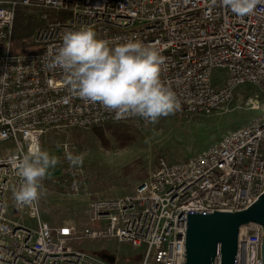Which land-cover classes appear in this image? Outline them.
<instances>
[{"label":"built area","instance_id":"1","mask_svg":"<svg viewBox=\"0 0 264 264\" xmlns=\"http://www.w3.org/2000/svg\"><path fill=\"white\" fill-rule=\"evenodd\" d=\"M18 7L36 13L45 25L29 40L37 49L33 54L12 51ZM50 13L61 20L50 22ZM83 26L110 47L138 40L166 57L161 81L180 103L171 115L193 118L241 109L259 115L184 161L159 158L131 195L91 202L87 227L78 235L73 226L42 220L40 199L30 207L16 205L13 191L22 178L9 157L40 149L50 131L151 126L139 117L117 119L76 97L62 71L45 66L64 31ZM0 43V264H116L71 246L81 239L143 250L124 264H185L188 212H241L264 194V0L243 18L211 0H0ZM215 69L226 71L220 84L212 82ZM247 85L259 97L237 94ZM67 152L83 153L64 142L51 183L66 196L89 197L84 161L71 167ZM261 240L257 225L239 229L235 264H262ZM214 260L221 264L219 254Z\"/></svg>","mask_w":264,"mask_h":264},{"label":"rangeland","instance_id":"2","mask_svg":"<svg viewBox=\"0 0 264 264\" xmlns=\"http://www.w3.org/2000/svg\"><path fill=\"white\" fill-rule=\"evenodd\" d=\"M27 11L33 18L38 19L36 13ZM25 46L22 49L13 48L12 51L14 53L32 51L33 47L29 40ZM3 50L0 43V53ZM212 72L214 84H220L226 78V71L215 69ZM236 92L244 99L259 97V91L252 85L243 86ZM258 115L256 112L241 109L193 118L170 115L160 118L158 123L144 129H138L131 123L118 124L127 129L129 141L125 146L119 145L107 131H104L108 147H103L94 134L95 128L71 129L61 133L47 132L41 140L40 150H46L59 157L61 145L71 141L83 152L89 197L79 199L66 196L61 188L53 186L51 181L59 172L57 164L54 169L49 170V174L42 181L47 192L40 198L41 218L53 227L73 226L80 235L87 227L91 202L131 195L136 186L153 170L159 158L164 157L171 162L184 161L198 152L209 149L226 133L246 126ZM89 228L100 229L96 224H91ZM71 246L98 257L105 253L110 254L116 257V264L136 261L137 255L143 251L112 240L81 239L72 241Z\"/></svg>","mask_w":264,"mask_h":264},{"label":"clouds","instance_id":"3","mask_svg":"<svg viewBox=\"0 0 264 264\" xmlns=\"http://www.w3.org/2000/svg\"><path fill=\"white\" fill-rule=\"evenodd\" d=\"M230 10L238 18L251 15L261 0H211ZM49 70L59 68L68 90L76 97L99 105L117 119L142 118L156 124L160 118L174 114L180 108L175 93L161 81L166 57L154 46L138 40L110 47L97 39L90 26L65 30L60 46L49 53ZM73 168L83 165L84 154L66 153ZM60 162L46 150L29 151L22 157L15 153L9 163L17 169L22 183L13 191L18 207H30L47 189L42 181Z\"/></svg>","mask_w":264,"mask_h":264},{"label":"water","instance_id":"4","mask_svg":"<svg viewBox=\"0 0 264 264\" xmlns=\"http://www.w3.org/2000/svg\"><path fill=\"white\" fill-rule=\"evenodd\" d=\"M186 221L185 264H214L218 254L221 264H235L237 231L249 225L261 228V258L264 264V194L241 212H188ZM100 257L110 263L116 259L107 253Z\"/></svg>","mask_w":264,"mask_h":264},{"label":"trees","instance_id":"5","mask_svg":"<svg viewBox=\"0 0 264 264\" xmlns=\"http://www.w3.org/2000/svg\"><path fill=\"white\" fill-rule=\"evenodd\" d=\"M13 31L11 37L12 49L13 48H24L28 40H31L34 33L41 27L45 26L39 18H33L32 14L29 15L27 9L18 7L15 10ZM59 21L61 18L55 16L54 14H49V21ZM15 46V47H14ZM37 52L36 48H33L30 53L33 54ZM94 134L96 138L100 141L103 147H108V143L104 138V131H107L110 136L121 146L127 145V129L122 125H107L104 128H95Z\"/></svg>","mask_w":264,"mask_h":264}]
</instances>
